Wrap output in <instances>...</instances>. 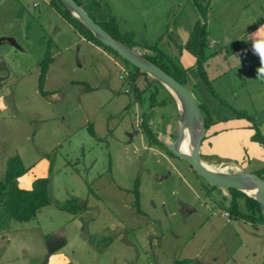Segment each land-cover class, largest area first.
Instances as JSON below:
<instances>
[{
    "label": "rangeland",
    "instance_id": "rangeland-1",
    "mask_svg": "<svg viewBox=\"0 0 264 264\" xmlns=\"http://www.w3.org/2000/svg\"><path fill=\"white\" fill-rule=\"evenodd\" d=\"M108 1L97 3L103 12ZM0 9V37L13 39L0 42V175L17 153L26 168L17 185L28 188L34 177L46 176L50 197L33 218L0 229V264H241V252L264 249V226L254 237L222 214L226 187L205 180L144 132L143 112L154 100L152 128L166 143L175 134L177 109L163 85L149 79L136 90L129 62L81 36L42 0H2ZM207 10V37L218 40L207 48L206 75L220 72L210 83L226 99L221 104L209 93L213 103L224 112L259 111L264 79L257 75L258 55L245 44L264 34V0H209ZM45 52L51 60L42 95L36 78ZM137 80L138 87L144 83ZM69 195L83 199L85 209L72 214L55 206ZM178 199L197 211L183 213ZM83 231L111 240L99 251L101 244H89ZM245 261L264 264V257Z\"/></svg>",
    "mask_w": 264,
    "mask_h": 264
},
{
    "label": "crops",
    "instance_id": "crops-1",
    "mask_svg": "<svg viewBox=\"0 0 264 264\" xmlns=\"http://www.w3.org/2000/svg\"><path fill=\"white\" fill-rule=\"evenodd\" d=\"M1 1L2 0H0V6ZM15 1H17L18 4H22L24 1L27 2L28 0ZM98 1L101 3L102 0H86L82 7L86 12L91 13L94 19L104 20L110 13L111 7L116 5V11H114V13L111 12V14L118 22H121L122 26H118L119 29L123 31H129L132 33V35L135 34L134 31H138V35H133V38L137 42V45L135 46L141 48L140 51L146 50L147 52H150L149 50L141 47L140 44L145 41L153 42L156 40V44L160 49L167 52L171 56L176 57L179 63L186 69V86L190 90L192 87L196 88L198 97L193 94L194 97L197 101L205 103L212 118V122L205 129L203 137L200 140L198 148L200 159L204 160V162L207 161L217 166H224L226 169H230L231 165H237L245 168L248 171H253L264 165V144L250 139V135L253 132V128L249 126L250 122L245 118L236 117L233 112L220 111V107L213 103V101L216 99L214 100V98L211 97L209 92L206 91L205 86L198 78L197 70L193 63L196 42L195 30L197 24L201 22V17L191 0H110L108 3L111 7L110 9L107 8V12L102 11L103 9L97 4ZM42 2L48 3L49 7H52V9L55 11L54 13L58 15L60 19L67 22L57 12L50 0H42ZM30 4L33 6L37 3L35 1H31ZM95 14L99 15V17H96ZM207 17L208 10L206 11L205 20L206 30ZM123 24L125 27H123ZM136 25L140 26L139 29L135 28ZM71 28L74 29L72 26ZM75 31L77 32V30ZM207 38L208 46H211V41L215 42L218 40H213L209 36ZM4 40L13 42V39L7 37V35H2V37H0V42ZM245 45L250 47L252 44L246 43ZM250 50L252 51V49ZM207 61L208 60L206 59L205 71L207 67ZM219 74V71L215 72V76H218ZM215 76L210 77V82L213 80V78H215ZM211 85L214 88L213 83H211ZM214 90L220 96L219 91H217L216 88H214ZM228 91H230V89ZM233 97H235V101L238 99L241 100L240 102L243 101L239 93H234ZM222 99L226 100L225 98ZM149 110L151 111V108L147 107V111ZM251 115L253 116L254 122L257 124L259 131L264 135V107H260L259 111H253ZM151 116L152 113L146 121L148 128L153 131L156 140L161 141L165 145L168 144L169 142L166 143L164 139L159 137L160 134L157 133L154 128H152L151 125L154 126L155 124H153V116ZM171 138L170 141L172 140ZM249 165L251 166L250 168ZM221 192L226 193L224 190ZM178 201V205L181 207L180 210L183 213L192 214L193 212L197 211L196 207L187 200L178 199ZM225 202L227 203V198ZM206 209H208V207ZM222 214L224 216H228V213L225 210L222 211ZM233 219H238L237 221H240L239 227H241V229L246 234L254 237L259 235L260 228L264 226V221L253 224L252 222L245 220L247 221L246 223L250 224L251 227H249L248 224L243 222L244 219ZM260 234L264 235V229ZM160 236L162 237L163 235L160 234ZM242 239L245 240V236H242ZM256 239L258 242L259 239ZM243 240L240 239V245L243 244ZM262 247H250L248 248L247 252H241V258L244 261L243 263L246 264L245 260H249L251 256L263 258L264 249H262ZM228 256L230 255L228 254Z\"/></svg>",
    "mask_w": 264,
    "mask_h": 264
},
{
    "label": "trees",
    "instance_id": "trees-1",
    "mask_svg": "<svg viewBox=\"0 0 264 264\" xmlns=\"http://www.w3.org/2000/svg\"><path fill=\"white\" fill-rule=\"evenodd\" d=\"M78 5L81 7L86 0H74ZM195 8L197 9L200 17L201 22L197 24L195 30V49H194V67L197 70V75L200 82L205 86L206 90L221 104H224L225 101L216 93L214 88L212 87L209 78L206 75V71L204 68V62L209 56L210 52L207 50L208 46V38H207V30H206V11L209 6V0L206 2L201 3V0H191ZM53 4L57 12L75 29L77 32L82 34V36L86 37L87 39L102 45L104 48L108 49L109 51L113 52L115 55L120 56L115 50L110 48L108 45L104 44L100 40L96 39L91 31L86 28L77 17L72 15L70 11L59 1V0H50ZM83 8V7H82ZM91 18L94 19L93 15L89 12H86ZM99 25H101L106 31H108L113 37L119 39L124 44L129 47H132L134 50L139 52L141 55L146 57L147 59L151 60L158 66H160L164 71L169 73L173 76L177 81L180 83L185 84V72L186 69L179 63L178 59L174 56H171L167 52L163 51L157 46L156 40L153 42H142L140 44L141 47L146 50L138 51L135 48L137 42L134 40L133 35L129 31H121L118 27L116 19L111 15L108 14L107 18L104 20H96ZM121 57V56H120ZM124 61H127L123 57H121ZM51 58L48 52H45L44 57L39 61V70L36 78V85L37 90L40 94H46V90L42 88L45 72L47 69V65L50 62ZM128 62V61H127ZM130 63V62H129ZM131 64V63H130ZM132 65V70L128 73L130 77V81L133 87L138 90H144L146 87V80L149 79L154 80L158 85L162 87V84L156 80L155 78L148 75L143 70L139 69L135 65ZM141 79L144 83L138 87L137 82ZM146 84V85H145ZM165 90V89H164ZM154 91H150L149 97L152 98L154 95ZM166 91V95L172 101L173 106L175 105L174 99L171 94ZM159 103V102H158ZM162 103V99H161ZM154 104V100L149 102V107L152 109ZM160 104V103H159ZM197 106L199 112L202 117V124H203V132L208 127V125L212 122L211 114L207 109L205 103L197 101ZM232 108V107H231ZM150 111V110H149ZM143 112V120L141 122V126L151 139L152 143H156L161 146L166 152L172 154L163 144L161 141L155 139L153 132L148 128L146 123L148 117L151 115V111ZM236 117L245 118L250 122L249 126L253 128V132L250 135V139L258 141L261 144H264V135L261 134L259 131L257 124L254 122V118L251 114L240 110V109H233L232 111ZM90 134H93V130L91 127L88 128ZM204 134V133H203ZM172 133V137H173ZM203 137V135H202ZM201 137V138H202ZM190 165V164H189ZM25 167L21 162V159L17 153L9 155L5 160V165L0 175V229L7 226L10 220L16 221H26L33 218L36 212L39 210L40 207L46 205L50 201L49 192H48V184L49 178L46 176H37L34 177L28 188L19 187L16 183V177L22 174L25 171ZM51 166L49 163L48 171L50 172ZM254 174L259 176L263 179L264 177V165L260 168H257L253 171ZM137 179H134L133 187L131 189L134 202L137 205L139 192L137 187ZM214 186V185H211ZM227 195V203H226V211L228 215L234 218H241L244 220H248L253 224L263 222L264 217L262 216L259 208L258 202L250 195L244 193L243 191L233 188V187H226ZM55 206L61 210H64L68 213L77 214L85 209V201L83 199H79L74 195H69L65 199L61 201H55ZM135 205V206H136ZM138 207V206H136ZM84 232V237L86 241L94 246H98L101 244L98 250L100 251L103 249L111 240V236L106 234L96 235L93 233H86ZM103 247V248H102ZM178 261V260H176ZM180 261V260H179ZM182 262V260H181Z\"/></svg>",
    "mask_w": 264,
    "mask_h": 264
},
{
    "label": "water",
    "instance_id": "water-1",
    "mask_svg": "<svg viewBox=\"0 0 264 264\" xmlns=\"http://www.w3.org/2000/svg\"><path fill=\"white\" fill-rule=\"evenodd\" d=\"M59 1L91 31L96 39L108 45L128 62L158 80L171 94L177 109V126L172 140L166 144L167 149L172 154L186 160L197 174L212 184L221 187H233L252 196L258 202L260 212L264 217V180L262 178L241 166L230 169L220 166H208L200 159L198 148L204 133L203 124L197 100L191 90L160 66L113 37L74 0ZM184 130L189 134V149L187 151L180 150L178 146ZM247 189H251L252 192L246 191Z\"/></svg>",
    "mask_w": 264,
    "mask_h": 264
},
{
    "label": "clouds",
    "instance_id": "clouds-1",
    "mask_svg": "<svg viewBox=\"0 0 264 264\" xmlns=\"http://www.w3.org/2000/svg\"><path fill=\"white\" fill-rule=\"evenodd\" d=\"M253 52L258 55L260 66L257 68V75L260 79H264V34H261L252 43Z\"/></svg>",
    "mask_w": 264,
    "mask_h": 264
},
{
    "label": "bare ground",
    "instance_id": "bare-ground-1",
    "mask_svg": "<svg viewBox=\"0 0 264 264\" xmlns=\"http://www.w3.org/2000/svg\"><path fill=\"white\" fill-rule=\"evenodd\" d=\"M178 146H179V149H180V150H183V151H187V150L189 149V134H188V132H187L186 130H184L183 137H182V139L180 140ZM203 163H205V164L208 165V166H212L211 164H209V163H207V162H204V161H203ZM220 167H221V166H220ZM222 167H224V166H222ZM246 191H248V192H252L251 189H247Z\"/></svg>",
    "mask_w": 264,
    "mask_h": 264
},
{
    "label": "built area",
    "instance_id": "built-area-1",
    "mask_svg": "<svg viewBox=\"0 0 264 264\" xmlns=\"http://www.w3.org/2000/svg\"><path fill=\"white\" fill-rule=\"evenodd\" d=\"M119 76H121V75L119 74Z\"/></svg>",
    "mask_w": 264,
    "mask_h": 264
}]
</instances>
